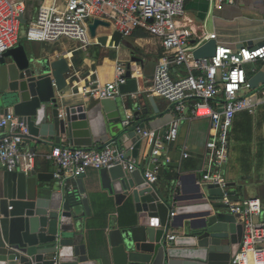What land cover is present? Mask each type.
<instances>
[{
  "label": "water",
  "instance_id": "water-1",
  "mask_svg": "<svg viewBox=\"0 0 264 264\" xmlns=\"http://www.w3.org/2000/svg\"><path fill=\"white\" fill-rule=\"evenodd\" d=\"M20 18L25 21L23 15ZM99 27L109 28L110 23L95 19L89 25L98 43L120 44L119 31L99 35ZM217 45L216 39L205 41L194 50V57H212ZM36 65L23 46L8 50L0 58V116L16 114L27 126L29 140L60 144L66 135L74 146H92L88 120L74 118L73 109L61 102L69 84L67 58L54 60L38 74ZM127 77L122 94L138 90L131 64ZM263 83V71L249 79L252 89ZM101 106L127 157H138L140 136L135 128L122 124L124 108L118 99L101 100ZM59 174L67 180L63 171ZM34 175L35 171L6 173L0 190V264H100L106 258L113 264H233L231 241L238 221L228 204L214 198L223 195L218 186L204 185L193 195L180 188L164 193L146 182L140 169L130 171L120 164L98 169L101 189L108 198L117 204L131 202L136 215L109 226L104 240L91 250L83 242L78 225L80 220L83 224V213L89 212V199L81 197L86 192V171L77 176L79 190L74 194L63 191L54 173L38 175L40 180L54 181L48 187L31 183ZM91 188L98 203H106L95 190L94 178ZM59 193L63 195L57 196ZM171 227L178 230L173 240L167 239Z\"/></svg>",
  "mask_w": 264,
  "mask_h": 264
},
{
  "label": "crops",
  "instance_id": "crops-1",
  "mask_svg": "<svg viewBox=\"0 0 264 264\" xmlns=\"http://www.w3.org/2000/svg\"><path fill=\"white\" fill-rule=\"evenodd\" d=\"M24 1L27 5L23 14L25 21H21L16 47L23 46L32 54L39 68L37 74L43 72V68L49 67L54 60L60 57L67 58L70 64V71L66 74L69 84L62 92L61 97L63 96L64 100L61 102L63 106H70L73 109L74 118L88 120L92 138L90 147L102 148L107 142L117 140V133L110 129L109 119L101 106V100L85 97L82 85L91 78L108 81L113 78L118 63L126 64L127 68L131 64L132 77L137 79L138 90L124 93L117 99L124 108L123 121L127 118L133 119L134 125H131L133 128L139 125L142 130L149 133L145 136L137 132L141 141L138 157L135 158L138 169L143 175L146 171L156 173L158 181L154 185L157 190L175 193L177 188H180L186 194H196L199 190L197 180L204 173L210 156L207 141L215 136L216 128L210 118L181 115L165 99L149 95L148 89L153 84L155 69L163 51L160 40L146 30L138 28L132 35L122 36L118 46H104L95 38L89 46H83L78 40L71 38H62L52 43L29 41L26 37L27 30L37 19L41 8L54 1H57L59 6H64L65 0ZM177 23L193 33L192 41L196 40L194 45L203 44L211 34H216L218 45L233 49L264 45L262 0H236L234 4L224 3L218 6L207 0H190L185 15L180 17ZM112 31L115 30L111 26L97 29L99 35ZM133 57L138 60L133 61ZM259 71L264 72L263 61L246 65L249 79ZM242 93L250 107L236 114L230 131L229 155L224 168L227 192L235 202L243 199H260L264 207V83L256 89L245 88ZM177 118H180L177 140L171 144L165 142L160 152L155 154L156 140L163 139ZM60 144L71 143L67 136L63 135ZM54 145H57L55 141L36 142L26 136L22 149L38 153L35 167L28 171L36 172V175L30 178V182L36 187L51 186L54 181L40 180L38 175L54 173L55 181L62 184L63 191L66 194H74L77 189L79 190L77 177L65 176L67 180L63 179L59 174V167L44 157ZM85 171L83 182L86 192L81 197L89 199V212L83 213V224L80 220L78 225L83 231V242L93 250L97 243L104 240L109 226H116L120 221L135 217L136 214L131 202L125 200L117 204L114 198H108V193L101 189L98 169L89 167ZM18 172L28 173L24 170ZM6 173L0 175V190L4 186ZM93 178L97 194L106 199L102 206L98 203L97 196L91 192ZM219 197L214 196L216 200ZM236 218L238 222L231 241L234 257L240 252L243 242L242 217ZM257 219L264 220V208ZM153 223H157V220L153 219ZM177 233V229L170 228L169 234ZM100 264L113 263L110 258H106L100 260Z\"/></svg>",
  "mask_w": 264,
  "mask_h": 264
},
{
  "label": "built area",
  "instance_id": "built-area-1",
  "mask_svg": "<svg viewBox=\"0 0 264 264\" xmlns=\"http://www.w3.org/2000/svg\"><path fill=\"white\" fill-rule=\"evenodd\" d=\"M189 1L65 0L64 6L54 1L41 8L26 37L29 41L46 43L71 38L89 46L94 40L89 25L95 19L110 23L122 36L132 35L136 29L142 28L157 37L163 51L148 93L165 99L181 115L212 120L216 133L207 141L210 156L197 184L202 188L205 184L221 188L223 195L217 201L228 204L233 215L242 217L243 242L233 264H264V220L257 219L263 212L262 202L260 199L233 201L227 192L224 174L234 118L239 111L250 107L242 93L245 88H250L246 65L264 62V45L237 49L217 45L212 57L195 58L193 52L199 45L192 43L193 33L177 23L185 15ZM207 1L218 6L234 4L236 0ZM26 8L24 0H0V58L18 45L20 17ZM209 39H216V34H211ZM127 71L126 64L118 63L112 79L91 78L82 85V93L98 100L122 97L121 86L128 82ZM179 122L180 118H177L163 139L156 140L155 154L165 142L171 144L177 140ZM123 124L125 127L134 125V120L127 118ZM134 128L140 134H149L139 125ZM0 131V175L3 172L31 171L38 153L22 149L28 135L27 126L16 114L9 112L0 116ZM126 153L117 140H111L102 148L57 144L44 157L53 161L67 178H76L89 167L111 168L120 164L130 171L138 169L137 160L127 157ZM144 177L150 185L158 181L153 171H146ZM175 237V234L167 235L170 240Z\"/></svg>",
  "mask_w": 264,
  "mask_h": 264
}]
</instances>
